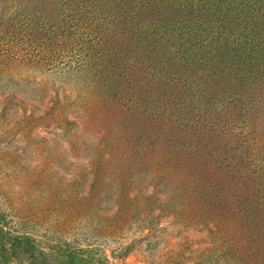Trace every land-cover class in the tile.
<instances>
[{"label": "rangeland", "instance_id": "rangeland-1", "mask_svg": "<svg viewBox=\"0 0 264 264\" xmlns=\"http://www.w3.org/2000/svg\"><path fill=\"white\" fill-rule=\"evenodd\" d=\"M1 241L264 264V0H0Z\"/></svg>", "mask_w": 264, "mask_h": 264}, {"label": "trees", "instance_id": "trees-1", "mask_svg": "<svg viewBox=\"0 0 264 264\" xmlns=\"http://www.w3.org/2000/svg\"><path fill=\"white\" fill-rule=\"evenodd\" d=\"M17 241H19V239H17ZM6 243H7L6 241H5V242H4V241H1V242H0V251H1V250L4 251V246L6 245ZM11 245H12V244H11Z\"/></svg>", "mask_w": 264, "mask_h": 264}]
</instances>
